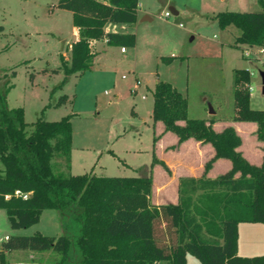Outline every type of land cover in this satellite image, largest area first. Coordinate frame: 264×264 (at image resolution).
<instances>
[{
    "label": "trees",
    "instance_id": "16d2710c",
    "mask_svg": "<svg viewBox=\"0 0 264 264\" xmlns=\"http://www.w3.org/2000/svg\"><path fill=\"white\" fill-rule=\"evenodd\" d=\"M259 2V11L215 14L220 28L233 24L239 29L233 46L264 47V0ZM138 3L56 1L58 8L71 12L77 29V37L68 46L69 58L60 55V66L53 70L62 69V83L68 75H80L92 66L96 41L105 40L111 46L135 45L134 33L106 31L104 27L109 22L134 23ZM164 60L171 62L173 57ZM250 79L248 69L234 68L231 121L255 123V137L262 143L260 164L251 163L239 150L241 137L232 125L215 130V117H189L187 98L169 81L155 82L153 126L160 123L162 132L173 133L177 145L193 139L210 144L214 150L200 176L179 177L177 201L161 204L151 202L155 150L147 175L55 172L52 159L56 156L63 157L65 167L70 168L71 114L58 120L38 117L28 130L23 108L6 104L12 87L6 80L0 88V209L12 228H27L39 221L43 210L55 209L62 215L70 214L79 233L75 237L40 232L8 236L0 247V264L7 263L6 253L14 249L53 250L59 254L56 264H187V254L201 264H264V253L247 256L237 252L238 224L264 225V108L250 106ZM65 100L66 95H62L57 104ZM159 136L153 137V146ZM218 158L228 159L230 168L206 177L204 173ZM16 190L28 196L15 194Z\"/></svg>",
    "mask_w": 264,
    "mask_h": 264
},
{
    "label": "rangeland",
    "instance_id": "374dc122",
    "mask_svg": "<svg viewBox=\"0 0 264 264\" xmlns=\"http://www.w3.org/2000/svg\"><path fill=\"white\" fill-rule=\"evenodd\" d=\"M56 1L0 0V88L6 80L12 84L6 95L7 106L23 108L28 130L38 117L58 120L71 114V166L66 168L63 157L56 156L52 159L55 172L147 175L153 137L158 134L151 117L152 90L157 80L169 81L187 98L189 117L213 116L222 126L234 113L233 70L246 68L251 78L250 106L264 108L260 76L264 71V50L260 49L264 47L233 46L239 29L233 24L220 28L215 19L217 12L225 10L259 11V0H139L135 23L109 22L104 28L134 33L135 45L121 53L118 46L95 42L98 53L92 66L80 75H68L63 83L62 69L53 70L60 66V55L69 58L68 44L76 37L71 12L58 8ZM166 11L168 16L164 15ZM247 49L248 56L244 54ZM169 57H173L171 62L164 60ZM12 71L14 75H10ZM136 79L140 85L136 93H131ZM62 95L66 100L57 104ZM240 131L246 137L243 147L247 154L257 159L259 149L252 144L255 133L249 127ZM175 148L167 143L164 153H156L151 193L154 202L174 198L176 178L198 170V158L188 150L183 156L176 155ZM212 166L204 173L206 177L213 178L222 170L210 171ZM70 216L45 209L37 223L12 228L0 209V247L5 235L40 232L75 237L78 224ZM58 258L53 250L14 249L6 253V264H56ZM188 258V264H201L191 254Z\"/></svg>",
    "mask_w": 264,
    "mask_h": 264
},
{
    "label": "crops",
    "instance_id": "0c3cea01",
    "mask_svg": "<svg viewBox=\"0 0 264 264\" xmlns=\"http://www.w3.org/2000/svg\"><path fill=\"white\" fill-rule=\"evenodd\" d=\"M139 8H140V4L138 3L137 14L139 13ZM72 32H73L74 36L77 37V29L75 26L72 27ZM123 32H126V31H123ZM100 41H102L103 43H106L105 40H100ZM97 42H99V41H96V43ZM70 43H71V41H70ZM70 43L68 44V46L70 45ZM118 47H119V52H121V53L126 52V49L124 51H121L120 50L121 46H118ZM97 53H96V55H97ZM137 80L138 79H136V81ZM207 117H209V116H206L203 118H207ZM226 123H229L230 125H232L235 128V130L237 131V133L239 134V136L241 137V144L238 148L242 152V154L251 163L260 164L261 160H262V155H263V152L261 150L262 143L256 139L255 134H254V137L252 135V137H253V139H252L253 148L259 149V152L257 153L258 154L257 159L253 158L254 160H252V158H250L251 156H249L247 154L245 148L243 147L244 146V139L246 137L240 131V128H242V127H249V128H251V131L253 133L255 131V123L248 122V121H230V122L228 121V122L222 123V126H219L220 122H218V120L216 119L215 122L213 123V128L215 130H221L223 127L226 126ZM229 124H227V125H229ZM154 127L158 128V133L160 134L158 140L154 144L155 153H158L159 151L164 153V147L166 146L167 143L169 144V146L176 145V148L173 150L176 155L178 154L179 156H183V154H186V150H188V152L191 153V155H193V157L198 158L199 166H198V170L195 173L190 172V170H189L188 172H185L184 175H182V176H195V177L200 176V174L203 172V170H202L203 164L214 153L212 146L208 143H201V142L195 141L193 139L185 140L182 143H180L179 145H177V137L173 133L162 132L163 127L160 123H156ZM155 132H156V130H155ZM250 137H251V135H250ZM166 138H169L168 142H167ZM108 152H110V150H108ZM71 159H72V151H71ZM96 164L97 163H95V165ZM70 166H71V160H70ZM230 166H231V164H230V161L228 159L218 158L213 162V166H212L210 171H212L213 169L216 170L218 168H222V170H220V172H218V174H220V173H223L226 170H228L230 168ZM154 167L155 166H153V170L155 168H157V167H155V168ZM184 167H185V165L183 164L182 170L183 171L187 170ZM179 177H181V176H179ZM179 177L176 178V184H175L176 188H177ZM176 201H177V193L175 194L174 198L167 200V201H164V202H159V201L154 202L151 200V202L154 204H161V203H166V202L175 203ZM5 236H7V235H5ZM243 237H244V239H243ZM248 249H249V251H248ZM252 249H261V250H255V252H250V251H254ZM242 250H243V252H242ZM237 252H238V254H242V255L243 254L249 255L248 253H259V254L264 253V225L262 223H260V222H240L238 224ZM186 262H187V264L189 263L188 254L186 255ZM156 264H168V263L158 262Z\"/></svg>",
    "mask_w": 264,
    "mask_h": 264
},
{
    "label": "built area",
    "instance_id": "2783aa9c",
    "mask_svg": "<svg viewBox=\"0 0 264 264\" xmlns=\"http://www.w3.org/2000/svg\"><path fill=\"white\" fill-rule=\"evenodd\" d=\"M164 15L165 16H168L169 15V12H165L164 13ZM120 50L121 51H124L125 50V47H120ZM264 49L263 48H261L260 49V51H263ZM244 54L246 55V56H248L249 54H250V49H247L245 52H244ZM140 85V81L139 80H137V81H135V85L130 89V92L131 93H136L137 92V87ZM141 97L142 98H144L145 96L144 95H141ZM15 194H21L24 198H26L27 196H28V193H20V191L19 190H16L15 191ZM6 237V239H7V236H5Z\"/></svg>",
    "mask_w": 264,
    "mask_h": 264
},
{
    "label": "water",
    "instance_id": "95a60500",
    "mask_svg": "<svg viewBox=\"0 0 264 264\" xmlns=\"http://www.w3.org/2000/svg\"><path fill=\"white\" fill-rule=\"evenodd\" d=\"M172 11H173L174 13H176L175 10L172 9ZM260 76H261V82H262V92L264 93V71H261V72H260ZM209 109H210V113H211V114L214 113L212 107H210Z\"/></svg>",
    "mask_w": 264,
    "mask_h": 264
}]
</instances>
